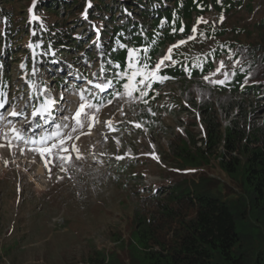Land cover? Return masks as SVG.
<instances>
[{
  "label": "trees",
  "instance_id": "trees-1",
  "mask_svg": "<svg viewBox=\"0 0 264 264\" xmlns=\"http://www.w3.org/2000/svg\"><path fill=\"white\" fill-rule=\"evenodd\" d=\"M32 1L25 0L27 5ZM124 1L128 0H37L42 22L35 23L31 39L39 54L38 65L41 59L51 58L50 48L53 47L63 54L84 49L85 57L94 58L95 54L86 44L93 32L89 36L78 34L76 27L69 23L77 25L83 21L88 24L84 21L88 16L93 21L104 22L109 28L104 31L107 38L103 37L100 42L103 48L101 66L107 78L112 79L125 66L126 51L121 44L128 47L149 45L148 55L154 64L170 44L195 34L192 28L198 17L212 10L226 14L243 2ZM0 2L3 4L0 7V92L11 99L13 95L8 90L11 77L7 73L10 61H22L24 77L29 83L35 79L29 73L30 54L23 56L24 51L16 47L29 36V19L25 16L27 11L17 15L18 0ZM134 6L140 9L137 17L129 14ZM181 27L183 32L179 31ZM227 34L230 36L223 38ZM212 37H217V47L205 55L204 47ZM227 52L239 61L227 84L207 87L199 81L188 84L183 92L184 98L200 100L208 128L206 137L201 139L206 147L198 145L200 139L186 127L168 143L167 156L187 175L193 169L210 167L214 155L220 159L221 169L233 179V186L227 190L220 180L214 185L212 177L203 174L194 179L173 177L166 184L160 183L136 202L130 236L124 237L120 230L114 240L116 248L96 247L84 259L86 264H264V122H249L247 115L254 110L251 100L234 97L238 93L251 92L258 97L264 92V16L256 20L252 28L248 24L200 28L194 39L174 49L173 59L179 63L163 68L161 74L172 77L164 82L199 78L213 68L214 56ZM117 63L121 67H116ZM197 63L202 68L196 67ZM83 73L87 74L85 68ZM57 79L59 84L65 81L62 76ZM123 82L121 77L113 83L122 89ZM40 83H44L43 79ZM160 84H154L151 91L155 93ZM112 93L105 96L110 97ZM99 98L103 100L102 96ZM40 99L43 97L34 98L35 102ZM233 107H237L238 114L232 115ZM20 240L19 235L15 236L1 245L0 250L9 256ZM121 251H127L126 259H122Z\"/></svg>",
  "mask_w": 264,
  "mask_h": 264
},
{
  "label": "rangeland",
  "instance_id": "rangeland-1",
  "mask_svg": "<svg viewBox=\"0 0 264 264\" xmlns=\"http://www.w3.org/2000/svg\"><path fill=\"white\" fill-rule=\"evenodd\" d=\"M18 1L20 6L16 7L19 10L17 15H23V12L27 11L25 16L30 20L27 26L30 33L16 47L24 51L23 56L28 53L32 59H36L37 54L32 49L31 37L34 36L33 20L37 22L40 19L39 17L32 19L33 15L37 17V8L34 6L30 13V6L25 0ZM124 2L133 3L132 0ZM2 5L0 2V7H3ZM131 10L129 14L137 17L140 9L134 6ZM221 16L224 17L223 22ZM262 16H264V0H243L239 6L226 14L212 10L198 17H202L207 23H197V18L193 26H196L195 34L200 28L245 24L252 28L253 23ZM84 21L93 25V31H98L96 23L100 25L101 30H109L105 23L99 22L98 19L93 21L86 16ZM69 23L76 27L78 34L85 35L91 32L89 25L83 21L82 24L77 25L73 22ZM25 34L24 32L22 35ZM78 34L76 37L79 36ZM101 34L99 32V36L93 37L91 43H86L93 48L95 56L91 58L92 60L89 56L85 57L82 49L68 55H60L55 59L57 61L50 62L49 65L43 64L41 71L34 64L30 69V73L36 78L33 83L25 79L22 73V61L9 63L7 73L11 80L8 90L13 95L11 99L15 105L13 104L12 111H8L11 108L9 107L4 113L18 112V107V110L20 108L23 111L25 118L22 119L23 115H11L10 124L0 119V145H4L0 147V249L1 245L12 241L15 236L19 235L21 240L9 256H5L8 253L0 250V264H86L84 259H87L89 252L96 247L115 249L114 240L120 230L124 237H129L136 202L140 196L158 187L160 183H168L173 177L194 179L203 174L212 177L214 185L220 180L226 185L227 190L233 186V179L221 169L220 159L214 155L210 167L193 169L187 175L176 168L177 163L167 156L170 145L168 143L174 141L186 127H190L200 139L198 145L202 144L206 147L204 140L201 139L206 137L208 128L203 120L205 116L200 107V100L197 97L184 98L183 92L188 84L199 81L207 87L220 85L203 79V76L209 75L219 67L220 61H224L225 67L221 72L210 76V79H224L223 73L227 71L229 77L224 83L227 84L233 78V72L235 73V68L238 66L234 63L237 60L233 55L231 59L229 58V52L214 56L213 68L199 78L187 77L185 80L176 79L161 83L155 93L151 91L152 93L144 97L148 101L147 104L142 100H133L126 94L120 97L99 95L103 97L102 106L99 111L92 110L95 112L93 127L89 129L86 122L83 128H77L72 133L73 140L67 142L71 151V162H61L51 158L46 167L44 159L36 151L30 150L33 145H26L23 141L15 139L13 128L20 130L25 136H35L38 139L42 133L54 129L55 123L53 124L52 121L57 118L58 124L69 125V128H61V131H71L74 122L65 120L62 124L60 117H71L75 113L76 103L77 108L81 103V90L85 87L89 89L93 87L87 85V80L98 82L106 77L101 72L103 49L98 44ZM228 36L230 34L223 38L226 39ZM103 37L107 38V34L103 33ZM183 39L190 41L188 37ZM216 39L217 37H212L206 42L203 50L205 55L217 47ZM176 43L177 41L174 44ZM182 46L184 45L180 47ZM163 55L165 52L159 57ZM67 60L69 61L63 68ZM83 68L92 77L87 79L84 74L81 75ZM72 69H80V74L75 73V76H80L78 80H72L74 83L70 80L69 87H56L54 74L63 72L68 76L73 75ZM94 73L96 75H93ZM44 76L45 85L39 90L40 78ZM57 89L63 90L65 101H73V106L69 109L61 102L62 93L55 96L54 109L59 112L55 110L54 118L47 116L51 121L41 120L39 125H35L38 119L37 115L34 116L32 113L40 108L34 107L33 98L44 93L54 95ZM111 91L123 93V89H119L114 83L109 92ZM84 95L91 100L87 92ZM134 95L138 96L139 93ZM234 97L237 100H243V97L251 100V107L254 110L247 115L249 122H264V92L258 97H255L253 92L243 95L238 93ZM109 98L112 99L111 104L107 103ZM149 108L151 112L148 111ZM231 110L232 115L238 114L237 107ZM107 121H111V127L108 126ZM136 124L142 126L136 127ZM72 144L78 148L80 159L76 158L77 152L71 149ZM221 149L224 150L223 147ZM152 153L158 156L159 160L153 158ZM62 168L66 170L62 171ZM120 254L122 259H126L128 255L127 251H121Z\"/></svg>",
  "mask_w": 264,
  "mask_h": 264
},
{
  "label": "snow or ice",
  "instance_id": "snow-or-ice-1",
  "mask_svg": "<svg viewBox=\"0 0 264 264\" xmlns=\"http://www.w3.org/2000/svg\"><path fill=\"white\" fill-rule=\"evenodd\" d=\"M36 0H33V6L29 8V12H32V8L35 6ZM32 19H38L35 15L32 16ZM221 22H223L224 17L221 16ZM204 22L203 18H198L197 23ZM162 24L164 21L161 22ZM176 29H173L175 32ZM179 31L183 32L184 28L181 27ZM192 32H196V26H193ZM194 39V36H189L188 40ZM153 43H155L153 41ZM187 43V40L181 39L177 41L176 44L170 45L167 49L165 55L161 56L158 61L154 64L151 63V58L148 55L150 46L142 45L138 47H128L127 45L121 44L120 47L126 51L125 57V66L124 69L115 74L112 79H108L104 77L100 81L87 80V85H92V89L85 87L80 92V100L77 110L71 117H64V120H72L74 122V126L72 127L70 132H63L61 128L67 129L69 128L68 124H57L56 130L42 133L39 138H35V136H25L20 130L15 128L12 129L15 134V139L17 141H23L26 145H33L34 147L30 150L36 151L42 159H44L45 166L47 167L50 163L51 158H55L60 160L61 162L67 161L71 162V151L67 146V142L73 140L72 133L77 130V128H83L85 123L87 122V127L91 129L93 127V122L95 121V111H99V108L102 106V102L98 96V93H105L109 89L112 88L113 82L118 80L119 78H123L124 82L121 87L123 89V93L116 91L112 93V96L120 97L121 95H127L133 100H142L143 103L147 104V99L144 97L148 96L149 91L153 90V85L156 83H163L165 80L172 79V77L164 76L161 74L162 69L165 67L175 66L178 61L173 59L174 49H178L181 45ZM232 53L230 52L229 58L231 59ZM166 61H170V63H166ZM235 64H239V61H235ZM196 67L202 68V65L197 63ZM116 67H121L119 63L116 64ZM225 67L224 61L219 62V67L215 69V71L211 72L209 75L203 76L205 81H209L212 84H224L229 77V73L225 71L223 73L224 79H210V76L216 75V73L221 72V70ZM188 71L187 68L184 69ZM105 69L101 68V72H104ZM191 75V72L188 73ZM234 74V72H233ZM93 75H96L95 73ZM94 89V90H93ZM87 92L88 96L91 97L89 100L84 93ZM135 93H139L138 96L134 95ZM0 97H4L0 99V108H4L8 103L6 99V94L0 92ZM63 97L61 96V100ZM108 104L112 103V99L109 98L107 101ZM56 105L55 99H50L46 101L45 105L42 109H36L33 111L32 115L42 114L44 112H48L50 106L54 107ZM151 112V109H148ZM12 116L20 115V113L13 111L10 113ZM154 115V113H153ZM0 119H3V116L0 115ZM109 127H111V121L106 122ZM142 125L136 124V127H141ZM79 139V137H76ZM4 145H0L3 147ZM9 147H11V141H9ZM71 149L77 152V159H80L79 150L75 144L71 145ZM47 154V155H46ZM153 158L159 160L158 156H155L152 153ZM117 159H123V157H117ZM66 170L64 168L61 169ZM50 171V169H49Z\"/></svg>",
  "mask_w": 264,
  "mask_h": 264
}]
</instances>
